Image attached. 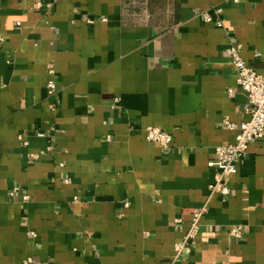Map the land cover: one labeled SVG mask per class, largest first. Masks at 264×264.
<instances>
[{"label":"crops","instance_id":"1","mask_svg":"<svg viewBox=\"0 0 264 264\" xmlns=\"http://www.w3.org/2000/svg\"><path fill=\"white\" fill-rule=\"evenodd\" d=\"M231 42L264 76V0H0V264H264V141L210 192L250 120ZM205 205L209 241L175 261Z\"/></svg>","mask_w":264,"mask_h":264},{"label":"built area","instance_id":"2","mask_svg":"<svg viewBox=\"0 0 264 264\" xmlns=\"http://www.w3.org/2000/svg\"><path fill=\"white\" fill-rule=\"evenodd\" d=\"M241 1L224 0V3L239 4ZM223 13V7L214 6L210 10L201 13L200 16L206 23H215L222 28L224 27ZM242 50V43L231 42L227 53L237 74V84L248 97L246 113L250 115V120L241 123L239 126L227 122V127L230 130L237 131L238 134L234 144L216 148V159L209 164L211 168L217 170L214 182L210 186L211 195L218 193L222 196H229L231 194V189L226 184V179L238 173V162L246 154L250 145L264 141V76L246 63L242 57ZM256 56L260 57L261 54L257 53ZM50 73L52 78L47 83L48 95L55 97L58 94V86L54 75V67L50 68ZM231 92L230 90L229 93ZM146 139L149 143L156 144L164 150H170L174 142V137L169 132L153 126L146 129ZM14 191L16 192L17 189ZM15 192L13 196H15ZM208 210V206L205 205L193 211L192 224L189 231L175 245V261H181L188 257L192 251L193 243L199 237H202L205 242L209 241L210 233L204 232L202 225V219L208 213ZM29 234L33 239L38 238L35 232L30 231ZM230 234L234 239L241 240L245 236L244 227L234 226Z\"/></svg>","mask_w":264,"mask_h":264}]
</instances>
